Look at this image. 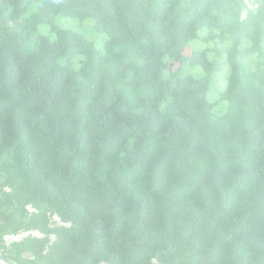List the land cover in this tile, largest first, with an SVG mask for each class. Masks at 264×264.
<instances>
[{"label": "trees", "instance_id": "trees-1", "mask_svg": "<svg viewBox=\"0 0 264 264\" xmlns=\"http://www.w3.org/2000/svg\"><path fill=\"white\" fill-rule=\"evenodd\" d=\"M0 258L264 264V0H0Z\"/></svg>", "mask_w": 264, "mask_h": 264}, {"label": "rangeland", "instance_id": "rangeland-1", "mask_svg": "<svg viewBox=\"0 0 264 264\" xmlns=\"http://www.w3.org/2000/svg\"><path fill=\"white\" fill-rule=\"evenodd\" d=\"M100 40H103V36H101V35H100ZM197 44H198L197 41H194V42L192 43V46H197ZM12 239H13V240H17V239H20V237H19V238H18V237L10 238V240H12Z\"/></svg>", "mask_w": 264, "mask_h": 264}, {"label": "water", "instance_id": "water-1", "mask_svg": "<svg viewBox=\"0 0 264 264\" xmlns=\"http://www.w3.org/2000/svg\"><path fill=\"white\" fill-rule=\"evenodd\" d=\"M0 264H9V263L5 262L3 259L0 258Z\"/></svg>", "mask_w": 264, "mask_h": 264}]
</instances>
